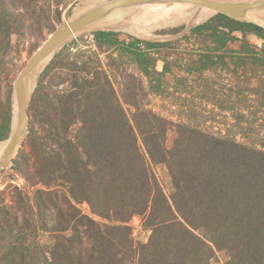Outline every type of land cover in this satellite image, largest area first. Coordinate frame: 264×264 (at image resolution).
Returning <instances> with one entry per match:
<instances>
[{
  "label": "trees",
  "instance_id": "1",
  "mask_svg": "<svg viewBox=\"0 0 264 264\" xmlns=\"http://www.w3.org/2000/svg\"><path fill=\"white\" fill-rule=\"evenodd\" d=\"M25 16L18 0H0V52ZM213 16L176 41L122 40L118 32L95 31L108 68L80 45L45 64L30 104V133L14 166L33 187H43H15L12 200L0 198V264H264V149L183 123L176 124L169 148L174 123L140 104L136 85H126L121 97L110 72L128 59L149 91L163 94L175 66L198 78L227 70L240 82L246 78L240 91H259L251 85L264 73V47L248 36L264 39V28ZM189 38L202 48L170 59L174 44ZM237 40L242 44L234 49ZM19 73L11 76L0 55V89L6 87L0 141L12 131ZM120 77L136 79L127 72ZM124 103L135 109L132 117ZM161 164L172 178L171 195L154 169ZM82 202L102 221L84 214ZM135 216L150 231L147 242L133 236Z\"/></svg>",
  "mask_w": 264,
  "mask_h": 264
},
{
  "label": "rangeland",
  "instance_id": "2",
  "mask_svg": "<svg viewBox=\"0 0 264 264\" xmlns=\"http://www.w3.org/2000/svg\"><path fill=\"white\" fill-rule=\"evenodd\" d=\"M99 3L101 2L97 0H18L19 8L26 13L23 23L25 26L21 25L20 28H15L16 32L6 39L9 43L8 46L0 52L2 63L5 68L11 70V76L14 77L21 71L37 48L63 21L73 14ZM27 10L29 12H26ZM190 28L192 26L186 24L163 28L159 31V34L168 36L166 39H149L124 31L115 32L120 34L122 40H130V36H133L151 41H176L182 38ZM94 32H87L68 41L58 52L63 48L72 50L73 47L80 45L91 52L96 51L99 58L108 68L111 61L107 58L106 52L98 50L94 42ZM235 34L239 38L242 37L240 32H235ZM248 39L253 46L259 49L264 47V39L256 34H250ZM241 44L242 42L237 40L231 44V47L238 49ZM199 48H202V45L194 38L181 40L175 43L170 50V59L173 53V58H175V53H183L185 57H188L189 52H194V50ZM116 64L118 65L115 70L111 69L110 72H114L113 74L118 77L114 82L120 96L122 97L123 89L126 85H136L140 104H144L146 108L152 109L155 113L174 123L167 135V146L169 148L174 146V141L177 137L176 124L183 123L198 126L209 133L235 138L239 142L264 149V82L263 85L258 83L259 79L264 80V73L259 72L257 77L252 80L251 86H259V91L251 92L240 91L241 88L247 85V83H242L246 78L240 82L236 73L233 74L227 70L209 71L201 78H198V75L190 76L175 66L174 72L166 75V80L169 82L167 91L163 94H156L149 91L147 78L128 59H121ZM162 64H159L160 69H162ZM46 67L42 71L40 70L41 73L39 75L42 74ZM125 72L133 74L136 79L123 80L120 74ZM176 76L180 78L176 79ZM184 77L186 78L185 81L181 79ZM39 78L40 76H38V81ZM0 90L1 105L5 102L6 87L3 86ZM124 106L129 116L132 117L135 109L127 103H124ZM18 155L19 153L15 156L11 165L0 169V198H6L8 202L12 200L15 187H19L26 192H32L37 188L43 187L42 185L33 187L28 179L15 169V160ZM154 169L166 192L171 195L172 178L168 168L161 164L158 166L154 165ZM3 192H5L4 195ZM79 207L84 214L94 216L98 221H102L100 217L93 214L87 202L80 203ZM130 224L133 227L135 240L137 242H147L150 231L143 228L141 218L135 216ZM40 238L48 239V235L41 233ZM218 256L222 262H225L226 258L223 254L218 253Z\"/></svg>",
  "mask_w": 264,
  "mask_h": 264
},
{
  "label": "water",
  "instance_id": "3",
  "mask_svg": "<svg viewBox=\"0 0 264 264\" xmlns=\"http://www.w3.org/2000/svg\"><path fill=\"white\" fill-rule=\"evenodd\" d=\"M102 4L90 7L73 14L63 21L53 33L30 57L24 65L14 82L13 105L18 106L17 121L13 115L12 131L7 139L3 158L0 159V169L6 168L13 163L15 156L24 147L30 133L31 115L30 104L37 84L31 93L27 83L29 73L49 56L50 61L56 53L70 40L81 36L87 32L95 30V23L107 17L114 11L145 2H191L215 9L218 13L225 14L234 19L244 22L254 23L264 28V21L252 15V12L264 6V0H106ZM109 31V30H105ZM49 61V62H50ZM47 66V65H46ZM45 66V67H46ZM14 109V106H13ZM14 112V110H13Z\"/></svg>",
  "mask_w": 264,
  "mask_h": 264
},
{
  "label": "bare ground",
  "instance_id": "4",
  "mask_svg": "<svg viewBox=\"0 0 264 264\" xmlns=\"http://www.w3.org/2000/svg\"><path fill=\"white\" fill-rule=\"evenodd\" d=\"M104 2L107 1L103 0L99 4ZM216 13L218 12L215 9L191 2H145L120 8L95 23L94 27L95 30L124 31L149 39H166L168 36L159 34L163 28L181 24L193 27L206 22ZM252 15L264 21V6L254 10ZM51 57L49 56L29 73L27 83L31 93L37 84L40 70ZM13 106L16 122L18 106L16 103ZM8 142L7 139L0 141V159L4 156Z\"/></svg>",
  "mask_w": 264,
  "mask_h": 264
}]
</instances>
